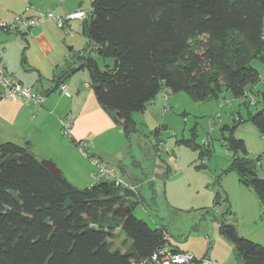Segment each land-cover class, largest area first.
<instances>
[{
	"label": "trees",
	"instance_id": "1",
	"mask_svg": "<svg viewBox=\"0 0 264 264\" xmlns=\"http://www.w3.org/2000/svg\"><path fill=\"white\" fill-rule=\"evenodd\" d=\"M89 8L81 20L87 46L113 63L100 68L92 56L80 55L79 65L67 66L54 83L86 68L98 103L128 141L139 129L133 114L144 112L163 87L200 101L222 89L243 97L260 80L251 60L264 62V0H90ZM261 95L262 109L249 118L264 132ZM226 142L228 169L255 191L264 216L259 156L249 157L232 132ZM140 202L138 188L107 179L79 188L62 173L54 176L28 143L0 142V264H154L150 256L167 245V227L136 217ZM117 229L130 241L126 251L113 248ZM218 231L243 264H264L262 244L232 224L220 222Z\"/></svg>",
	"mask_w": 264,
	"mask_h": 264
},
{
	"label": "rangeland",
	"instance_id": "2",
	"mask_svg": "<svg viewBox=\"0 0 264 264\" xmlns=\"http://www.w3.org/2000/svg\"><path fill=\"white\" fill-rule=\"evenodd\" d=\"M0 4L9 8L10 4L18 5L10 0H0ZM83 6L80 10L88 16L90 0H84ZM79 21H75L73 42L66 46L67 59L73 58L79 65L80 55H90L100 68L112 65V58L103 59L90 50ZM8 47L10 60H23L21 49L14 44ZM251 65L259 70L260 80L249 85L243 97H233L222 89L217 98L193 101L184 91L172 92L163 87L144 112L133 114L139 129L125 143L136 154L138 180L152 181L151 188L145 181L147 191L139 189L142 202L134 208V215L152 228L165 225L167 248L177 246L196 257L209 256L213 264H243L232 241L219 233L220 222L234 225L240 236L264 246L262 206L255 191L228 169L232 151L226 142L230 132L242 139L248 156H259L256 172L264 178V132L249 118V113L263 107L264 62L252 59ZM81 69L89 75L86 68ZM49 78L52 80L53 76ZM119 175L129 184L127 176ZM216 194L218 198L213 202ZM124 237L117 229L111 239L113 248L126 251L130 241L124 242Z\"/></svg>",
	"mask_w": 264,
	"mask_h": 264
},
{
	"label": "crops",
	"instance_id": "3",
	"mask_svg": "<svg viewBox=\"0 0 264 264\" xmlns=\"http://www.w3.org/2000/svg\"><path fill=\"white\" fill-rule=\"evenodd\" d=\"M10 1L18 5L10 4L9 8L0 4V19L12 18L27 6L30 15L38 11L61 14L84 9V0ZM75 21H68L65 29L51 21L42 22L31 29V36L20 32L0 34L3 66L24 85L44 94L40 105L24 104L18 97L0 98V142L28 143L39 159L53 161L74 185L86 187L93 184L91 173L95 168L88 161L90 156L112 167L119 177V173L127 176L128 185L147 191L145 183L148 179L145 178L146 182L138 180L135 175L136 154L133 155L132 148L125 145L129 141L123 128L114 123L98 103L89 85V75L83 69H77L62 79L69 97L56 89L55 76L67 66H78L73 58L67 59L66 49L75 36ZM262 31L264 37V19ZM8 44L21 49L22 61L10 60ZM68 49L71 50L72 46ZM66 117L71 119L68 136L61 131V122Z\"/></svg>",
	"mask_w": 264,
	"mask_h": 264
},
{
	"label": "built area",
	"instance_id": "4",
	"mask_svg": "<svg viewBox=\"0 0 264 264\" xmlns=\"http://www.w3.org/2000/svg\"><path fill=\"white\" fill-rule=\"evenodd\" d=\"M29 6L22 13L15 14L10 20L0 19V33L20 32L31 36V29L47 20L54 21L59 27L66 25L68 21L74 19L83 20L87 15L84 10H75L63 14H56L52 11L37 12L28 14ZM57 90L64 96L69 97L70 93L66 89V84L61 81L57 85ZM18 97L24 104L40 105L44 101V94L33 90L30 86L24 85L20 80L10 74L1 63L0 51V98ZM165 99V97H164ZM71 130V119L66 117L61 122V131L69 135ZM80 144V143H79ZM95 170L91 173L93 183L101 179L114 181L117 185L128 186L136 189L133 185L126 184L116 171L95 157H87ZM150 261L154 264H213L210 257H196L190 251L171 252L166 246L158 248L150 256Z\"/></svg>",
	"mask_w": 264,
	"mask_h": 264
},
{
	"label": "water",
	"instance_id": "5",
	"mask_svg": "<svg viewBox=\"0 0 264 264\" xmlns=\"http://www.w3.org/2000/svg\"><path fill=\"white\" fill-rule=\"evenodd\" d=\"M40 162L43 166H45L54 176H58L61 173V170L57 165L51 161L50 159L42 158Z\"/></svg>",
	"mask_w": 264,
	"mask_h": 264
},
{
	"label": "bare ground",
	"instance_id": "6",
	"mask_svg": "<svg viewBox=\"0 0 264 264\" xmlns=\"http://www.w3.org/2000/svg\"><path fill=\"white\" fill-rule=\"evenodd\" d=\"M74 20H79V19H74Z\"/></svg>",
	"mask_w": 264,
	"mask_h": 264
}]
</instances>
